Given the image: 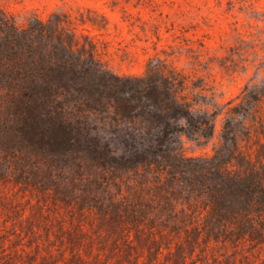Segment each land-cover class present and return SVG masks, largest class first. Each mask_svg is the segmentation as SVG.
Returning a JSON list of instances; mask_svg holds the SVG:
<instances>
[{"label":"trees","instance_id":"obj_1","mask_svg":"<svg viewBox=\"0 0 264 264\" xmlns=\"http://www.w3.org/2000/svg\"><path fill=\"white\" fill-rule=\"evenodd\" d=\"M187 86L160 60L116 72L57 14L20 22L0 8V207L18 240L13 253L3 241L0 264H251L264 252V78L215 109ZM186 141L213 153L188 155Z\"/></svg>","mask_w":264,"mask_h":264},{"label":"rangeland","instance_id":"obj_2","mask_svg":"<svg viewBox=\"0 0 264 264\" xmlns=\"http://www.w3.org/2000/svg\"><path fill=\"white\" fill-rule=\"evenodd\" d=\"M0 8L20 22L57 14L89 35L118 73L142 75L150 59L160 60L184 74L198 107L215 109L264 78V0H0ZM185 147L188 155L213 153L212 142L186 141ZM8 192L18 208L26 206L21 190ZM11 220L0 207V245L5 241L7 253L18 242ZM251 262L264 264V252Z\"/></svg>","mask_w":264,"mask_h":264}]
</instances>
